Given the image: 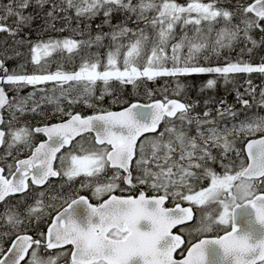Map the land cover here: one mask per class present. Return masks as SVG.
Returning <instances> with one entry per match:
<instances>
[{
  "label": "snow or ice",
  "instance_id": "snow-or-ice-1",
  "mask_svg": "<svg viewBox=\"0 0 264 264\" xmlns=\"http://www.w3.org/2000/svg\"><path fill=\"white\" fill-rule=\"evenodd\" d=\"M222 3L0 4V33L13 38L35 19L25 14L27 9L48 4L46 24L53 30L57 19H75L72 31L83 36L82 20L101 14L110 28L88 39L27 41L31 73L26 64L9 70L0 58V146L5 148L0 155V241L7 240V247L0 246V264H264V89L257 100L248 79L243 92L234 89L239 110L223 99L215 108L209 107L214 101L205 100L201 113L195 112L198 101L169 98L167 79L155 91L147 87L172 78V93L179 96L186 87L182 77L214 74L228 83L235 74H264V60L258 65L240 58L223 66L209 63L241 42V53L264 45V0H236L232 9ZM70 11L74 17L60 16ZM114 13L125 19L112 24ZM10 19L12 24L6 23ZM257 30L259 40L253 35ZM25 42L13 40L15 45ZM94 46L97 50L91 51ZM101 47L107 49L103 54ZM129 85L134 92L144 87L150 102L124 98ZM216 85V78L208 79L201 91ZM28 87L32 91L20 95ZM156 92L163 98L154 99ZM106 95L121 110L100 108ZM79 104L98 110L85 116L73 110ZM48 105L58 122L16 126L26 113L47 115ZM4 111L10 114L7 121ZM37 134L46 139L35 143ZM24 150L28 156L19 158ZM57 177L63 183L54 190L51 179ZM76 181L98 203L76 191L65 195L64 186ZM167 202L173 206L166 207ZM41 222L46 230H39ZM33 223L36 235L29 231Z\"/></svg>",
  "mask_w": 264,
  "mask_h": 264
},
{
  "label": "trees",
  "instance_id": "trees-1",
  "mask_svg": "<svg viewBox=\"0 0 264 264\" xmlns=\"http://www.w3.org/2000/svg\"><path fill=\"white\" fill-rule=\"evenodd\" d=\"M249 1L251 0H248V2ZM7 2L8 0H0V4H4ZM233 2H231L230 5H225V8L232 9V7L236 3V2L234 3ZM50 7L51 5L48 4V5H45L43 9H39L37 7H30L29 9H27L25 14L26 15L31 14L33 17H35V19L32 21L30 27H26L24 31L18 34V36L15 38H24L25 40L37 41V40L49 39V38L62 39L68 36H75L76 39H88L89 34H91V36L94 37L100 31H103L105 33L110 31L109 26L105 25L104 23L100 24L101 28L99 29L96 26H91L89 29H85L82 27L83 23L81 22L79 28L83 29L85 34L83 36L76 35L72 30L74 28H77L75 27L77 23L65 24L63 23V19H60V20L57 19V22L55 21V28L57 30H53L51 27H49L46 24L47 18L45 16V13L50 10ZM60 16H64V15L60 13ZM124 19H125V15L123 13H116V15L113 14L112 24L120 23ZM11 22L12 20L10 19L6 23L10 24ZM135 26H136L135 24L132 25V27H135ZM139 26L144 27L142 23ZM60 28H63L64 31L62 32L59 31L58 29ZM256 32H254L253 35L257 40H259L261 34L258 33L259 32L258 30ZM2 35L5 37H11L9 36L8 33H1L0 37ZM247 47H251V44H248ZM225 53L226 52H224L223 55H221L219 58H212L209 61V63H211L212 65L223 66L227 62V60L234 61L237 58H240L254 65H258L262 62V60H264V46L263 45L255 48L251 54H249L246 50L243 53H241L240 48H238L236 51H233L232 53H227V54ZM201 63H204V61L201 60ZM6 66L7 67L10 66V64L8 63ZM212 78L217 79V85L215 86V88L213 89L204 88V90L201 91L203 86L206 84L207 80L212 79ZM166 79L168 80V83H169V91H168L169 98L176 97L184 103H192V102L198 101L199 103L195 109V112H201V113L204 110L205 100L214 101V103H211L209 107L215 108L217 106V103L223 99L229 105H234L235 108L239 110L241 108V105L237 103L236 99H234L235 97L227 98L225 97V95H229V94L236 95L235 90H234V88L236 87H239V90L243 92L244 88L247 87L245 81L248 79H251L252 86L256 88V93H257L256 99L257 100L259 99L260 90L264 89V74H261V73L235 74L234 77L230 79L228 83H225L222 77H215L214 74H201V75H192L189 77H182L180 78L181 82L185 84L186 87L179 96H174L172 93V89L175 87V83L172 78H160L155 83L148 82L147 87L155 91L156 89L164 87V81ZM127 87L123 90V93H122L124 98L126 99L131 98L133 102L134 101H141V102L149 101V98L145 95L144 87H141L138 90V92H134L131 85ZM26 89H28L29 92L32 91L31 87H28ZM153 98L162 99L163 97L160 95L159 92H156ZM245 98L251 99L250 96L245 97ZM112 99H113L112 96L106 95L105 99L102 102H99V107L104 108V109H109V110L120 109L121 106L118 104H113ZM97 110L87 108V110L84 112H81V114L89 115V114H93L94 111H97ZM74 111L80 112L81 110L78 111L75 109ZM195 112L193 114H195ZM57 121L58 120L55 117H52L51 115V116L46 117L43 121H36L35 123L37 125H43L45 123L50 124V123L57 122Z\"/></svg>",
  "mask_w": 264,
  "mask_h": 264
},
{
  "label": "rangeland",
  "instance_id": "rangeland-1",
  "mask_svg": "<svg viewBox=\"0 0 264 264\" xmlns=\"http://www.w3.org/2000/svg\"><path fill=\"white\" fill-rule=\"evenodd\" d=\"M233 1L236 2V0H223V3L220 6L225 7V5H230V3L233 2ZM56 2L58 3L59 0H56ZM177 2L183 5V4L188 3L189 0H177ZM204 2H208V0H204ZM62 14L63 15L73 16V17L75 16L74 11H70L68 13H62ZM114 14H116V13H114ZM102 16H103L102 14L101 15H98L97 16L98 18L96 17L95 19H93L91 21L82 20V23H83L82 24V27L85 28L84 27L85 24H90L91 26H97V25L102 24L103 21H104V18H102ZM58 20H60V19H58ZM56 22H57V20H56ZM63 23H65V24H70V23L75 24V23H77V21L75 19H72L70 21L63 20ZM129 23L133 24L131 21H129ZM79 26H80V24H79ZM222 26H223L222 24L216 25L217 28L222 27ZM75 27H77V25ZM189 28H191V26H189ZM148 31L151 34V30L149 29ZM177 31L179 32V27L177 28ZM14 39H21V38L5 37L3 35L0 37V58L5 59L6 65L8 63L10 64V66H8L9 70H11L13 68H18V66L20 64H26L27 71L29 73H31L33 71V66L30 63V52H29L30 45L27 43V41H29V40H25L26 41L25 44L21 46V45H15L13 43V40ZM42 40H48V39H42ZM31 42L32 43H35L36 41H31ZM103 43L105 45L108 44L109 43L108 39L106 38ZM5 44L7 45V48L6 49L4 47H2ZM244 47H245V44L243 42L238 43L237 45H235V47L231 51H229L227 49L223 50L222 53H221V55H223L224 52H226L225 54L232 53L233 51H236L238 48L242 49ZM96 50L97 49H96L95 46L91 49V51H96ZM106 50L107 49L105 47L99 48V51H100L101 54H103ZM15 51H19L21 53V55L19 57H16L14 55ZM5 52H6V55H5ZM26 52H28V53H26ZM8 56L12 57V59H7ZM213 58H216V57H213ZM74 63L75 64H78L79 63V59L77 58ZM72 67H73V65H71V64L66 65V68L68 70H71ZM55 69H56V64H52L51 65V70L54 71ZM46 87L51 88L52 86L49 84ZM5 88H6V91H7L8 90L7 89V86H5ZM22 91H21L20 95H27V92H29V90L26 89V88L23 89ZM8 94H9L10 97L15 95L14 92H9ZM75 106L73 107V110H75V108L76 109L78 108L81 111H86L87 110V107L84 106L83 104H80L79 106L78 105H75ZM45 107H46L47 115L32 114L30 112L29 113H26L24 116H21L19 118V122L20 123L18 122L19 124H16V126L17 127H20V126H24L25 124H28L29 125V123H31L30 126H38V125H34V123L36 121H43L46 117L51 116V108H52V106L50 107V105H48V106H45ZM3 115H4V118H5L6 121L8 119H10V114L8 112L4 111L3 112ZM241 118H243V117H241ZM25 120H27V121H25ZM4 151H5V148L3 147L2 155H3ZM24 153H25V150L22 153L18 154V155L20 156L21 154H24ZM10 160H11V158H9V162H10ZM79 190H81V188L79 186V182L76 181V182H73V186L71 188L68 185H65L64 186V189H63V192H64L65 195H71V193L73 191L78 192ZM31 202H33V200L32 201L27 200V203L30 204ZM13 203H15V202L13 201ZM41 223H44V222H41ZM34 226H35V223H33V225L31 227H34ZM4 241L5 240L0 241V243H1L0 246H3L4 243H2V242H4Z\"/></svg>",
  "mask_w": 264,
  "mask_h": 264
},
{
  "label": "flooded vegetation",
  "instance_id": "flooded-vegetation-1",
  "mask_svg": "<svg viewBox=\"0 0 264 264\" xmlns=\"http://www.w3.org/2000/svg\"><path fill=\"white\" fill-rule=\"evenodd\" d=\"M225 97L230 98L228 95H225ZM42 140H44V136H43L42 134H37V135L35 136L34 142H35V143H39V142H41ZM2 152H3V151L0 152L1 155H2ZM28 154H29V153H28V150H25V153H24V154H21V155L19 156V158L27 157ZM10 162H11V160H10ZM216 170H217V171H220L218 165L216 166ZM51 183L55 186V189H54V190H59V185H60L61 183H63V181H62L60 178L57 177V178H52V179H51ZM88 194H89V198H90V200H91L92 203H94V204H95V203H98V201L95 199V197H92L91 190H89V189H88ZM124 194L127 195L128 193H124ZM148 194H149V195H152L151 192H149ZM34 195H35V193H33L32 196H30V197L28 198V200L32 201V200H33L32 197H34ZM16 199H19V198H16ZM31 203H32V202H31ZM31 203H30V204H31ZM172 206H173V205H172L171 202H167V203H166V207H172ZM46 227H47L46 223H40V225H39V230H46ZM29 231L31 232V234L36 235V225H35L34 227H31V228L29 229ZM175 231H177V229L174 230V232H175Z\"/></svg>",
  "mask_w": 264,
  "mask_h": 264
},
{
  "label": "bare ground",
  "instance_id": "bare-ground-1",
  "mask_svg": "<svg viewBox=\"0 0 264 264\" xmlns=\"http://www.w3.org/2000/svg\"><path fill=\"white\" fill-rule=\"evenodd\" d=\"M115 15H116V14H115ZM97 18H98V17H97ZM102 18H104V17L102 16ZM11 23H12V22H11ZM11 23H10V24H11ZM132 25H133V24H131V23L128 22V26H129V27H130V26L132 27ZM142 25H143V23H142ZM135 27H136V26H135ZM256 33H257V32H256ZM258 33H259V32H258ZM0 34H1V33H0ZM263 46H264V45H263ZM226 85H227V84H226ZM233 86H234V85H233ZM223 87H224V86H223ZM127 88H128V87H127ZM231 88H232V87H231ZM5 89H6V88H5ZM228 89H229V88H228ZM234 89H235V88H234ZM130 90H131V89H130ZM229 91H230V90H229ZM27 93H28V92H27ZM231 94H232V93H231ZM128 95H129V94H128ZM228 96H229L230 98L235 97L234 99H236V95H233V94L230 95V94H229ZM172 98H174V97H172ZM175 99H178V98L175 97ZM178 100H179V99H178ZM79 105H80V104H79ZM79 105H78V106H79ZM78 106H77V107H78ZM50 107H51V106H50ZM75 107H76V106H75ZM82 107H83V106H82ZM75 109H76V108H75ZM76 110L80 111L78 108H77ZM81 112H84V111H80V113H81ZM84 114H85V113H84ZM82 115H83V114H82ZM24 119H25V118H24ZM26 119H27V118H26ZM28 119H29V118H28ZM25 121H27V120H25ZM28 121H29V120H28ZM19 123H20V122H19ZM19 123H18V124H19ZM30 124H31V123H29V125H30ZM32 125H33V124H32ZM34 125H37V124L34 123ZM38 126H40V125H38ZM14 202H15V201H14Z\"/></svg>",
  "mask_w": 264,
  "mask_h": 264
},
{
  "label": "water",
  "instance_id": "water-1",
  "mask_svg": "<svg viewBox=\"0 0 264 264\" xmlns=\"http://www.w3.org/2000/svg\"><path fill=\"white\" fill-rule=\"evenodd\" d=\"M175 99V98H174ZM150 102V101H149ZM149 102H146V103H149ZM141 103H143V102H141ZM121 110V109H120ZM114 111H119V110H114ZM92 115V114H91ZM46 138V137H45ZM1 147V146H0Z\"/></svg>",
  "mask_w": 264,
  "mask_h": 264
}]
</instances>
